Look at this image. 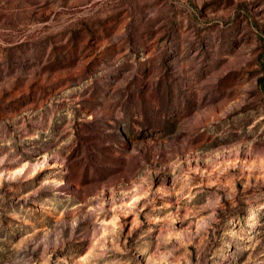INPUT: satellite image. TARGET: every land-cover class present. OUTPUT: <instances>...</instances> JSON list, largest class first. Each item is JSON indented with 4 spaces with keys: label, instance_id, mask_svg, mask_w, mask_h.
<instances>
[{
    "label": "rangeland",
    "instance_id": "rangeland-1",
    "mask_svg": "<svg viewBox=\"0 0 264 264\" xmlns=\"http://www.w3.org/2000/svg\"><path fill=\"white\" fill-rule=\"evenodd\" d=\"M0 264H264V0H0Z\"/></svg>",
    "mask_w": 264,
    "mask_h": 264
}]
</instances>
